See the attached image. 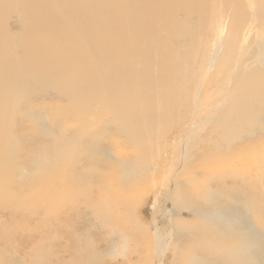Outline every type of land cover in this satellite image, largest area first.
<instances>
[{"label":"bare ground","instance_id":"1","mask_svg":"<svg viewBox=\"0 0 264 264\" xmlns=\"http://www.w3.org/2000/svg\"><path fill=\"white\" fill-rule=\"evenodd\" d=\"M33 107L55 110V120L47 114V122L43 116L40 121ZM36 124L43 138L25 134L30 128L38 133ZM195 143L199 152L193 155ZM247 167L259 169L258 184H264V0H0V264H23L14 259L15 244H30L36 233L18 229L29 225L33 209L14 189L15 172L19 184L45 185L73 198L67 213L85 212L51 221L50 231L60 232L65 244L46 251L47 236L33 241L34 248L25 250L29 264L45 258L78 264L77 253L93 250L95 242L116 236L143 242L148 222L122 209L144 190L173 203L167 242L174 236L180 244L190 236L179 203L182 186L190 195L191 187L230 180L241 182L250 199L263 198ZM86 170L96 176L85 192L93 204L78 199L74 188ZM30 173L34 178L27 182ZM89 217L100 232L88 242L78 234L87 230ZM234 219L216 225L210 218L203 220L209 226H197L202 236L215 235L216 227L223 233L206 241L210 255L221 264H259L245 254L257 246L247 237L252 222ZM164 254L162 249L160 260ZM87 260L95 264L97 254Z\"/></svg>","mask_w":264,"mask_h":264},{"label":"rangeland","instance_id":"2","mask_svg":"<svg viewBox=\"0 0 264 264\" xmlns=\"http://www.w3.org/2000/svg\"><path fill=\"white\" fill-rule=\"evenodd\" d=\"M30 112L33 114V116L38 117L40 121L42 120L41 116H43L44 117L43 121L47 122L45 118V115L47 116V114L50 115L48 117L50 121H54L56 117L55 110L53 111L48 110V112L46 113L45 110L39 107H33L31 108ZM33 126L35 125L33 124ZM38 126L39 125L36 126L37 132L40 134L36 133L33 130V128L27 129L25 131V134L27 133V136L30 137L32 135L34 136L37 134L38 138H43L44 133L42 134L41 132L38 131V129L40 128V126L39 127ZM46 133L48 134V132ZM19 134H24V133H18L15 135L18 136ZM199 136L202 139L206 138L204 133H199ZM210 141L211 142L214 141L215 143L216 139L211 138ZM206 142L208 143L210 149L209 140ZM191 143L192 141H190L188 145H191ZM195 145L196 143L191 147V149H193L192 150L193 155H196L199 152L197 149H195ZM30 148L32 149V147ZM33 148L35 150H39L38 147H33ZM22 150H24L25 152L28 151L27 148H24L23 146H22ZM25 152L23 154H25ZM25 155L29 156L30 154H25ZM26 163L27 162H25L24 164V168L27 169L28 172H30L32 168L29 167V165ZM224 168H225L224 166L220 167V169H224ZM208 170L212 176H216L217 170H212L210 168H208ZM248 170L250 172V175L247 177H250L252 184H257L258 186L259 181L257 179V176H258V172H260L259 169L248 168ZM77 172H80V170ZM17 176L21 177L20 173L18 174L17 172H15V176H14L15 184L18 186L15 185L14 189L18 195L27 196L28 200L24 202V204L25 206L33 209V211L32 210L30 211V213L32 212V217L29 222V225L22 226V224H20L18 226V229L19 231L24 230V233H26L28 229L33 228V230H35L36 233L31 234L32 236L29 234L31 236L30 244L29 243L25 244L24 242H22L21 244L19 243L15 244L14 250L16 251L15 253L16 258L14 259H16V261L18 262H22L23 264H29L28 257L30 252H25V250H27L28 248H34V245L38 244V242H36L37 240L39 241L41 238L45 236L48 237L50 243H49V247L45 249L46 251L49 248H51V246H57L60 243L65 244V241L63 237L60 235V232H56L55 230L50 231L51 221L75 220L76 215L78 213H85V212L82 209H74L72 213L70 214L67 213L69 210H72L74 208L73 198L59 195L57 194V192L50 193L49 188L45 185H41L42 187H38L35 185L33 186L31 184L30 185H26L24 183L19 184L17 183ZM113 177L114 176H112V178ZM33 178L34 175L31 173L24 177L25 181L27 182H29ZM95 180H96L95 174L87 171L86 177L81 178L80 183L74 186V188L77 189L76 195L78 199L81 198L83 200L91 199L90 203L91 204L94 203V198H93L94 196H91V194L85 192L88 190L89 186L94 185ZM241 185H242L241 182L232 183L230 180H228V182L226 181L224 185H221L220 183L214 185L212 184L211 188L210 187L207 188L208 190L204 187L200 188L199 190L191 187L190 195L188 189L182 186L180 188V191L181 193L183 192L184 194L180 196V199L181 200L184 199V201L181 202L179 201V203L181 204L180 208L183 207V210L181 211L182 214L187 213L182 218H185L188 215V217L185 218L187 219L185 222L188 224L187 227L190 228L189 231L190 236L188 237L186 234L185 235L186 241L181 244L178 243L179 238L175 239L173 235L172 236L175 243L174 241L172 243L167 242V239L171 237L169 230L172 228L170 226L172 218L167 216V211L168 214L172 215V212H174L172 209L173 203L168 201L164 203L161 197L158 196V194L155 191L151 193L152 190H144L143 194L134 198L129 203L127 208L122 209V211L125 214L130 215L133 220L145 219L148 222V224H146L149 225V227L147 226V229L148 228L150 229L149 231H144V230L142 231V235L144 237L143 242L137 243L133 240H130V242L127 241L123 242L122 240L118 239V237L116 236L114 240L112 241L108 240L109 242L101 241L99 242L98 245H96L95 242V245H93V250L88 248L85 249V252L84 253L82 252V254L77 253V257H75L73 261L77 262L78 264H88V260H87L88 256H91L92 254L96 253L98 260L95 262V264H127L128 259H131V264H173L174 262L176 264H221L220 262L218 263L216 261L214 256L210 255V253L213 250H210V245L206 242L209 239V236L218 238V240L222 239L221 237H223L222 236L223 233H220L221 232V230H219L220 228L216 227L217 230L215 235H211L207 233L205 234L206 236H202L201 233L203 232L202 231L200 232L199 227L197 226H209L203 220L210 222V218L213 219L216 225H218L219 221L222 220H226L227 222H234L235 220L234 215H238L242 217L243 220L245 219L244 221H247L248 219V222L250 223L252 222L253 225L251 231L252 236L249 234L250 236L247 235V237H250L251 239L252 237L253 239L255 238L256 239L255 243L258 246L254 248L255 250L250 249L251 250L250 251L249 249H247L245 251V254L248 256L249 260L257 262L259 264H264V202H263L264 197L261 198L262 196H258L257 194L255 201L253 199H250L248 196L251 192L246 191L247 193H242L240 189ZM259 187L260 189H262V191L264 190V184H260ZM218 189L220 191H218ZM211 190H214L215 192H210ZM216 193L217 196H215ZM165 194H166L165 197L167 199L169 196L168 194H170L171 196L170 190H168L167 193ZM209 194L212 196H210ZM156 196L157 198H155ZM45 197L48 198V200H45ZM143 204L144 205L149 204L151 205V207L148 208L146 206L143 209ZM247 208L252 209L253 212L248 211ZM195 210L198 213H196V216H193L191 212L192 211L195 212ZM19 212L20 214L24 213L21 210ZM52 212L53 213L56 212V213L52 214ZM88 212L89 209L87 210V213ZM49 214L52 215L50 216ZM98 215L102 216V214H98ZM86 216L87 215H85L84 217ZM89 221H90V225L89 226L85 225V227H88L87 230H82L78 234L79 237L85 236L88 242L90 238L97 236V234L100 232L97 222L92 217L87 218L85 222H89ZM112 222L114 224L117 223L116 220H112ZM220 227L224 228L222 226ZM236 229L247 230L245 227L241 229L239 228ZM106 231L108 230L106 229ZM136 233L138 236L141 235V231L139 230V228L136 231ZM113 235L115 236L117 234L112 232L110 236L112 237ZM198 235L203 237V241H201L200 239L197 240ZM3 237H4L3 234H0V238ZM232 237H235V235L233 234L230 238H227L225 243H227L228 239H231ZM33 241L35 242V244L32 243ZM162 245H164V248H162ZM83 246H85L84 243L81 244V248ZM135 248H137L136 251ZM162 249L164 250L165 254L162 260H160L159 252H161ZM118 254L120 255L118 256ZM4 256L6 257L5 254ZM219 256L228 258L227 255L220 254V252H219ZM174 259L176 260L174 261ZM40 260L42 261L43 258H41ZM67 261H65L62 264H66ZM43 264H49L47 262V258L44 259Z\"/></svg>","mask_w":264,"mask_h":264}]
</instances>
